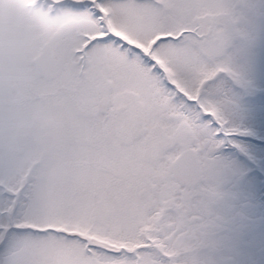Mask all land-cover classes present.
<instances>
[{
	"label": "snow or ice",
	"instance_id": "obj_1",
	"mask_svg": "<svg viewBox=\"0 0 264 264\" xmlns=\"http://www.w3.org/2000/svg\"><path fill=\"white\" fill-rule=\"evenodd\" d=\"M0 36V264H218L212 205L252 90L236 0H11Z\"/></svg>",
	"mask_w": 264,
	"mask_h": 264
},
{
	"label": "rangeland",
	"instance_id": "obj_2",
	"mask_svg": "<svg viewBox=\"0 0 264 264\" xmlns=\"http://www.w3.org/2000/svg\"><path fill=\"white\" fill-rule=\"evenodd\" d=\"M236 2L248 6L251 13L249 30L254 41L248 57V76L252 82V90L243 98V126L252 134L238 137L237 140L246 148L254 167L236 152H228V155L237 161L241 174L234 175L221 185L223 198L212 205V213L223 222L238 216L240 211L235 210L232 193L237 190L240 179L243 180L244 177L248 186L246 194L249 193L253 198L252 202L255 203V205L249 204L251 211L244 214V217H248L254 227L253 231L248 230L253 235L243 240L245 247L239 251L232 247L236 239L232 236L231 226L228 233L222 229L221 235L213 236V255L218 264H264V254L261 256L256 253L260 247L264 248V188L261 185V178L264 179V145H261L264 141V0H236ZM19 31L20 26L15 19L11 0H0V36L7 45L5 59L11 73L9 85L16 98L22 101L24 99L22 78L14 71L17 63L15 40ZM254 169H257L258 175ZM248 172L254 174L248 178L246 177ZM246 206L247 203L244 202L241 208L248 210Z\"/></svg>",
	"mask_w": 264,
	"mask_h": 264
},
{
	"label": "flooded vegetation",
	"instance_id": "obj_3",
	"mask_svg": "<svg viewBox=\"0 0 264 264\" xmlns=\"http://www.w3.org/2000/svg\"><path fill=\"white\" fill-rule=\"evenodd\" d=\"M261 145H264V141L261 143ZM255 172V170H254ZM254 172H248L246 177H251ZM241 178V177H240ZM261 185L262 188H264V179L261 178ZM248 192V186H247V181L240 179L239 184H238V188L237 190L232 193V198L235 202V210H239V214L237 217H233L231 220L227 221V222H223L221 220L220 221V227H218V229L216 230L214 235H221L222 232L221 230L224 229L226 231V233L229 232V226H231V230L233 232V237L236 239L234 240V242L232 243V247L233 249H235L236 251H239L241 249H244L245 244H243V240L245 238H249L250 236L253 235V233L248 230L252 229L253 231V227L254 224L252 221L249 220L248 217H244V214L248 213L251 211V208L249 207V204H253L255 205L253 201V198L250 197V194L248 193V195L246 194ZM247 203L248 210H245L244 208H241L243 203ZM240 209H243L242 211ZM221 233V234H220ZM222 250L224 249V247L221 248ZM261 249L263 250L264 248L261 247Z\"/></svg>",
	"mask_w": 264,
	"mask_h": 264
},
{
	"label": "water",
	"instance_id": "obj_4",
	"mask_svg": "<svg viewBox=\"0 0 264 264\" xmlns=\"http://www.w3.org/2000/svg\"><path fill=\"white\" fill-rule=\"evenodd\" d=\"M258 254L259 255H263L264 254V251L263 250L262 251H259Z\"/></svg>",
	"mask_w": 264,
	"mask_h": 264
}]
</instances>
